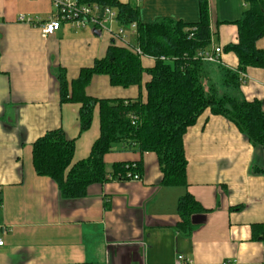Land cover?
Listing matches in <instances>:
<instances>
[{
  "label": "crops",
  "instance_id": "1",
  "mask_svg": "<svg viewBox=\"0 0 264 264\" xmlns=\"http://www.w3.org/2000/svg\"><path fill=\"white\" fill-rule=\"evenodd\" d=\"M139 6V19L161 18L196 23L199 0H120ZM209 49L222 47L216 68L238 67L235 24L245 0H208ZM51 0H0V264H264V151L223 116L205 111L184 136L188 186H163L153 153L120 150L105 157L115 162L142 161L141 179H109L88 188L84 197L65 198L51 178L37 174L34 142L62 128L76 142L74 161L87 158L100 136L98 108L89 129L81 131L80 104L62 102L58 74L76 79L83 67L105 56L110 32L63 23L47 37L20 15L46 20ZM120 23H110L114 32ZM121 25V24H120ZM132 39V40H131ZM130 41L136 45L135 35ZM257 46L264 50V36ZM145 66L155 58L143 57ZM213 71V72H212ZM217 73L220 74L219 71ZM246 81L233 94L264 102V68L249 67ZM213 79V78H212ZM222 79V84H223ZM144 86H113L96 75L87 93L99 98H136ZM120 148V147H119ZM190 192L206 210L192 217V229L177 230L178 200ZM254 230V231H253ZM183 256L179 262L178 257Z\"/></svg>",
  "mask_w": 264,
  "mask_h": 264
},
{
  "label": "trees",
  "instance_id": "2",
  "mask_svg": "<svg viewBox=\"0 0 264 264\" xmlns=\"http://www.w3.org/2000/svg\"><path fill=\"white\" fill-rule=\"evenodd\" d=\"M77 1L116 9L122 25L136 22V45L145 55L153 56L155 63L145 66L132 48L112 40L105 56L83 67L76 79H68L61 68L58 74L61 101L80 104L81 131L90 128L96 108L100 118V136L85 159L74 161L76 142L62 128L48 131L33 144L32 159L37 174L53 179L65 198L84 197L91 185L109 179H130L135 174L142 178V161L115 162L109 173L105 157L118 150L116 143L122 144L120 150L155 154L163 186L187 187L184 136L207 110L234 123L255 147L264 151V102L239 99L228 91L241 87L249 67L264 68V50L257 46L264 36V0H245L247 7L235 22L238 41L228 44L224 51L234 52L239 63L237 69L225 71L226 92L214 85L205 66L207 62L198 56L201 50L209 49L212 37L208 0H199L200 20L196 23L171 18L143 23L139 19V6L130 2ZM162 56L167 60H162ZM96 75L108 76L113 86H144L146 95L141 92L136 98L91 96L87 87ZM257 170L264 174V168ZM177 209L180 218L177 230L187 234L193 226V215L206 211L190 192L179 198ZM258 227L264 231V225L254 224V238H259Z\"/></svg>",
  "mask_w": 264,
  "mask_h": 264
},
{
  "label": "built area",
  "instance_id": "3",
  "mask_svg": "<svg viewBox=\"0 0 264 264\" xmlns=\"http://www.w3.org/2000/svg\"><path fill=\"white\" fill-rule=\"evenodd\" d=\"M54 8V14L42 20L40 18H34L28 15H20L19 21L38 27L43 37L54 34L59 30L63 23H70L74 27L84 28L91 26L98 31L106 30L111 33L112 40L118 44L132 48L141 58L147 57L141 48L131 43L130 34L135 35L137 29V23H131L129 25H120L116 32L109 26L110 23L118 21V12L116 9L109 6H102L98 3L82 4L77 0H51ZM135 46V47H134ZM223 53L222 47L213 46L211 49H204L198 53L205 62H219L221 54ZM152 57L153 56H148ZM162 60H167L165 56L161 57ZM136 121L134 115L131 116ZM134 123V122H133ZM130 177V176H129ZM130 179L139 180V175L135 174ZM5 245L4 237L0 236V248ZM183 256H179V262L183 260Z\"/></svg>",
  "mask_w": 264,
  "mask_h": 264
},
{
  "label": "rangeland",
  "instance_id": "4",
  "mask_svg": "<svg viewBox=\"0 0 264 264\" xmlns=\"http://www.w3.org/2000/svg\"><path fill=\"white\" fill-rule=\"evenodd\" d=\"M91 26H89V28H90ZM129 39H130V36H129ZM132 40V39H131ZM209 63V62H208ZM207 63V65L209 66V67H211L212 66V64H208ZM217 71H219L220 72V74L219 73H217ZM213 72V71H212ZM212 80H213V83H214V85L218 88V89H220V90H223V92H226L228 89L222 84V79H223V76H222V70L221 69H219L218 68V70H217V68H216V71H215V73H213L212 74ZM205 85L208 87L209 86V84H208V82H206L205 83ZM230 93H232L233 94V89H229L228 90ZM120 146H122V144L121 143H116L115 144V147L117 148V149H119V147Z\"/></svg>",
  "mask_w": 264,
  "mask_h": 264
}]
</instances>
